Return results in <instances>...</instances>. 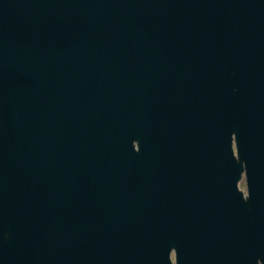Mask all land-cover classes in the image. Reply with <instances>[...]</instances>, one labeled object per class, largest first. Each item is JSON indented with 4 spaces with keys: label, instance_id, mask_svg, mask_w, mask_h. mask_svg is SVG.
<instances>
[{
    "label": "water",
    "instance_id": "obj_1",
    "mask_svg": "<svg viewBox=\"0 0 264 264\" xmlns=\"http://www.w3.org/2000/svg\"><path fill=\"white\" fill-rule=\"evenodd\" d=\"M0 264H264V0H0Z\"/></svg>",
    "mask_w": 264,
    "mask_h": 264
}]
</instances>
